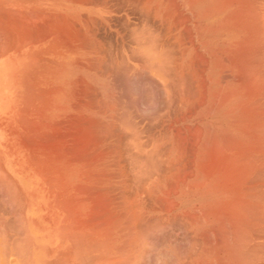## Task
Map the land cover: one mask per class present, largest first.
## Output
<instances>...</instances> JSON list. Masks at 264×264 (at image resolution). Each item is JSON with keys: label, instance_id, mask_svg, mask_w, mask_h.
<instances>
[{"label": "bare ground", "instance_id": "bare-ground-1", "mask_svg": "<svg viewBox=\"0 0 264 264\" xmlns=\"http://www.w3.org/2000/svg\"><path fill=\"white\" fill-rule=\"evenodd\" d=\"M179 1L181 2V0H0V88L5 93L4 99L0 102V115L3 108L9 106L11 113L16 110L15 105L20 98L16 100L18 92L15 90L25 88L26 116L33 117L36 110L34 104L38 103H34L35 94H38L35 93L37 91L35 87L56 84L69 72L84 74L85 80L89 79L90 84L92 80L102 81L103 74L107 79L114 75L118 76L121 71L130 79L129 83L136 75L143 77L145 83L159 89L164 102L161 103L164 104L162 110L159 109L160 111L146 122L148 123L146 131L141 130L139 126L141 123L117 127V122L122 121L119 117L122 103L118 106L104 102V105L99 106L97 91L92 89L90 93L91 100L97 102L92 103V106L89 104L92 107L89 114L92 118L101 116L102 120L92 122L93 130L98 138L101 131L108 151L106 165H103L107 168L108 202L102 199L107 197L106 193L101 194V196L105 194L101 201L105 205L108 203L106 214L107 211L115 213L114 218L109 215L116 221V224L111 226H116L115 229L119 231L117 237L120 240V247L117 248L120 258H117L118 261L115 259V264L117 262L143 264L148 250L152 245L155 247L154 244L159 243L158 236H161V233L167 237L161 236L166 238L163 247L167 254L163 252L164 249L161 251L163 247L158 249L160 253H164L163 256L167 255L165 257L167 260L163 259L160 262L158 259L160 256L156 258L158 261L153 260L154 257L146 258L157 264H264V0H182L181 3L185 4V9L187 8L189 13L184 19L181 14L177 15L171 11V8L175 11L182 8ZM114 19L122 22L119 23L120 28L113 24ZM195 73L201 74L199 76L202 78L201 81L194 80ZM123 79L119 83L122 86L125 81ZM81 80L82 83H86L82 78ZM100 86L107 88L105 83ZM183 87L187 91L184 89L183 91ZM200 88L203 92H200ZM58 89L48 88L44 93L48 97L46 104L42 103L44 119L45 117L49 119L51 114L61 108L59 106L57 109L51 105V97L58 93L56 92ZM125 89L127 93L131 91V88ZM153 93L155 95V92ZM147 94L146 97L150 99ZM141 95L140 97L144 96ZM111 98L112 96L108 95L102 100ZM127 100L125 101L128 103ZM70 105L73 106L71 103ZM158 106L160 108V105ZM76 107L75 109H78ZM18 111L22 113L20 109ZM81 111L83 112L82 109ZM197 118L200 120L198 125L200 128L193 125L192 130L199 134H196L195 139L193 135L184 137L186 132H191V128L184 125L188 122L193 123ZM56 122L54 121L55 124ZM66 128L65 130L69 132ZM57 129L55 127V130ZM182 130L185 132L183 137L180 136ZM85 132L83 131L84 134ZM145 132L156 133L158 136L155 140L151 139V148L139 145V139ZM36 134L38 135L37 132ZM42 134L43 132H40L39 136H43ZM60 134H57V137ZM82 138L83 141L80 143H84L85 136ZM123 138L137 141L135 147L130 143L132 149L124 150ZM87 140L90 141V138ZM80 143L78 142L79 147L82 145ZM51 144L53 146L55 143ZM84 144H87V141ZM127 145L129 146V143ZM78 148L77 153L83 147ZM87 153L83 152L82 155H88ZM35 156L31 158L35 159ZM33 159L32 162L40 163L41 159L35 161ZM92 159L89 156L91 161L87 163L89 166L98 160L96 157V160ZM57 181L60 184L61 180ZM2 203L4 204V201ZM101 211L99 214L103 215L104 211L102 214ZM14 219L17 220L16 217ZM101 219L104 221L95 219L99 220L97 224L100 227L102 226L100 223L104 224L107 221V218L106 221L105 218ZM109 221L106 223H110ZM78 226L79 229L82 228L79 224ZM91 231L87 234L81 231L80 235L75 232L76 237H72L76 239H71L72 242L75 241L74 248L78 246L81 249L82 245L84 247L82 244L84 240L81 237L92 236ZM94 235L97 237V233ZM156 235L158 239L154 241ZM22 236L19 239L21 243ZM100 236L103 237L102 234ZM88 240L90 241L89 238ZM93 240L96 238H92ZM112 240L107 238L108 242ZM25 242L23 247L26 246ZM99 242L102 246L111 244ZM86 243L89 247L95 244ZM19 246L22 248V245ZM78 249H74L75 252ZM25 250L28 249H22ZM22 251L19 250V253L22 254ZM108 251L106 255H102L104 257L109 255ZM65 254L67 256L68 252ZM72 254H69L70 257ZM94 256L99 258L98 255ZM27 258L31 259L29 256ZM73 258L77 259L75 256ZM63 260L67 263L68 258L64 257ZM113 262L107 263L114 264ZM144 263L146 264L145 261ZM148 263L150 264V261Z\"/></svg>", "mask_w": 264, "mask_h": 264}, {"label": "crops", "instance_id": "crops-1", "mask_svg": "<svg viewBox=\"0 0 264 264\" xmlns=\"http://www.w3.org/2000/svg\"><path fill=\"white\" fill-rule=\"evenodd\" d=\"M69 73L66 74V76H64V79L62 80L63 82L61 80H59L56 82V84H52L49 87L46 85L44 86L43 84L40 85L39 87L38 86L35 87V90H37V91H35V93H38V94H35L36 100L34 103H36V102H38V103L34 104L35 109H36L35 114L33 116L34 119L31 116H30V118H28L26 116L27 110H26L25 105H24L25 104L24 99H25V94L27 91L25 90V88H22L23 90L22 89L18 90V88H17V90H15V92H18L17 96H16V100L18 98H20L16 102V105H15L16 110L13 113H11L10 106H9L6 109L3 108L2 113H1L2 115H0V206H1L0 207V230H1L0 231V264H47V263L48 264H62L63 262H64V264H73V263L77 264L78 262H79V264H98V263L99 264H106L107 262L112 263L113 260L115 261V259L120 258V257H118L119 256V249L118 248L120 247V244H119L120 240L117 237L119 235V231H117V229H115L116 226H114V227L111 226L112 224H114V225L116 224V221L115 220L113 221V219H112V218H114L113 214L115 215V213L107 211V214H106V210H108V205H107L108 203L105 205L104 202L101 201L102 199L104 201L106 199H108V185H107L108 183H107V176H106L107 175V168H104V166L106 165V158H107V154H108L107 152L108 151H107V147L105 146L106 145L105 137H103V135H101V131L98 133L99 138L96 137V135L94 133L95 130H93L94 127H93V123H92L94 120L95 121L98 120L101 122L102 121L101 116H99L97 118L96 117L92 118L90 115L91 114V108H92L91 106L94 103H96V101L91 100L92 97H91L90 93L92 92V86H91L90 82H88L89 79L85 80L84 74L71 72L72 73V75H71V73L70 74ZM74 73H76V74H74ZM81 78L83 79V82L86 81V83H82ZM55 87H57V88H55ZM39 88L42 90L44 89V90L43 91L39 90ZM48 88H53V89L59 88L56 91L59 94L56 93V95H54L56 98L54 96L51 97L52 98L51 99V105H54V107L57 109L59 108V106H61V108L58 109L59 111L57 110V112L51 114V117H50L51 119L50 118L46 119V117L44 119L43 117L45 114H43L44 113L43 107L46 104V100L48 99V97L45 96L44 93ZM77 92H78V94H77ZM64 94H66V95H64ZM67 95L69 96L68 97L69 99L67 98ZM4 96H5L4 90H2V88H0V102H2L1 99L3 100ZM64 96H65V98H64ZM53 99H55V100L53 101ZM67 99H68V101H67ZM71 100H73V102H71ZM62 101H64V102H62ZM53 102H55V103L53 104ZM74 102H75V104H74ZM99 102H101V96L99 97ZM70 103L73 104V106L70 105ZM82 103H83V105H82ZM84 103H87V104H84ZM18 104H20V105L17 108ZM89 104L91 106H89ZM100 105L101 104H99V106ZM74 106L75 107L79 106V108L76 107L78 109H75ZM71 108H74V110H72ZM80 108L83 110V112L81 111ZM19 109L21 110L22 113H19V111H18ZM84 110H86L85 111L86 113L84 112ZM64 113H65V115H64ZM62 114L64 116H61ZM19 117H20L21 121H20ZM59 117H61V118H59ZM85 117L86 118L90 117V118L86 119ZM81 120H83V121H81ZM85 120L86 121L88 120V121L86 122ZM54 121H57L56 124L54 123ZM45 123H46V125L44 126ZM38 125L39 126L41 125L40 126L41 128H39ZM59 125L61 127H59ZM69 125L71 127H69ZM86 125H87V128H86ZM88 125L89 126L91 125V126L89 127ZM46 126L48 128H46ZM34 127H35V130H34ZM55 127H56V129H57V127H59L60 130L59 129L55 130ZM73 127H75V128H73ZM77 127L79 130H77ZM91 127H93V128H91ZM65 128L73 136H69L70 134H69V132H67L65 130ZM68 128H70L71 130H69ZM14 130H15V132H13ZM52 130H53V132H52ZM35 131L38 133V135L36 134ZM83 131L84 132L86 131L85 134L83 133ZM33 132H35V133H33ZM40 132L41 133L43 132V134H42L43 136H39ZM50 132H52V133H50ZM61 132L62 133L65 132V133L62 134ZM29 133L33 137L30 136ZM48 133H49V135H47ZM20 134H21V136H20ZM35 134H36V136H35ZM44 134H46V136ZM57 134L58 135L60 134V136L57 137L58 136ZM80 134L83 136H81ZM23 135L25 138L23 137ZM84 136H85L84 143H85V141H87V144H84L81 142L82 145H80V147L82 146L83 148L79 149L80 147L78 145V142L80 143V141H83L82 137H84ZM21 137H23V138H21ZM31 137H32V139H31ZM77 137H78V139H77ZM86 137H87V139L90 138V141L87 140ZM94 137H96V138H94ZM51 138H54V139H51ZM58 138H62V139H58ZM91 138L92 139L94 138V140H92ZM79 139H81V140H79ZM32 140H33V142H35L34 144H32L33 143ZM65 140H67V141H65ZM103 140H105V141H103ZM26 141H27V143H25ZM36 142H39V143L43 142L42 143L43 145L41 144L43 148L41 147V145L39 143H36ZM53 142L55 144L52 146L51 143H53ZM61 142H63V144H61ZM89 142H90V144H89ZM28 144H29V146H28ZM36 144H38V146ZM93 144H96V145H93ZM98 145L100 148L98 147ZM31 148L34 149V151H36V152H34ZM77 148L79 149L78 153H77ZM83 149H85V150H83ZM98 149H100V150H98ZM46 150H48V151H46ZM81 150L83 152H88L87 154L88 155L90 154L89 155L90 159L93 158L92 160H96V159H98V160H96L95 162H92L91 165L89 166L87 164V163L91 162L89 160V156L88 155H85V156L82 155L83 152H80ZM67 151H69V152H67ZM72 151H73V153H72ZM74 153H76V154H74ZM31 154H32V156L36 155L34 157L35 159L31 158L32 156L30 157ZM100 155L104 158L102 159V157H100ZM49 156H51V157H49ZM86 156L88 159L86 158ZM91 156H92V158H91ZM94 156L96 157V159ZM31 159H33V161H35L36 159L37 160L41 159L43 161L40 160V163H37L38 161L32 162ZM102 160H104V162ZM98 162L100 163V165ZM101 163H104V164H101ZM80 164L83 166H80ZM86 164H87V166L84 167V165H86ZM44 166H47V167H44ZM99 167L102 169H100ZM59 168H61V169H59ZM67 168H68V170H66ZM77 169H78V171H77ZM83 169L85 170V171H83L84 173L82 172ZM94 170H96V171H94ZM88 171H90V172H88ZM97 173H98V175H97ZM1 174L3 177L1 176ZM93 174H95V175L93 176ZM73 175H75V176H73ZM61 176H62V179H60ZM66 177H68L69 179ZM57 180H61L62 182L60 181V184H59V181H57ZM83 181H85V182H83ZM97 182H100V183L98 184ZM53 184H55V186ZM91 186L93 187V189H91L92 188ZM98 189H99V191H98ZM95 191L100 193V194L96 193ZM103 193H106L107 197H105V194H104L102 196L105 198H102L101 194H103ZM96 194H98V195L96 196ZM99 195H100V197H99ZM71 198H73V199H71ZM99 198H100V200H98ZM7 200L9 202H7ZM95 200H97L99 203ZM3 201H4V204L2 203ZM106 202H108V200H106ZM101 203H103L102 206L100 205ZM6 204H7V206H6ZM103 205H105V207ZM91 207H93L94 209ZM96 207H98V208L95 210ZM68 210H69V212H67ZM74 210H75V212H74ZM97 210H99V211H97ZM100 211H101V214L104 211V214H106V216L104 214L100 215L99 214ZM12 212L13 213L15 212L16 214L14 215ZM108 212H109V214H108ZM78 213H80L81 215H79ZM17 214H18V216H17ZM92 214H94L96 216L99 215V216H97V217L94 215L92 216ZM109 215L110 216L112 215L111 216L112 218ZM103 216H105V217H103ZM14 217H16L17 220H15ZM101 217L105 218V221L107 218L106 222H108V220H110L109 221L110 223L105 222L106 223V224L104 223L105 225L100 223L102 225L100 227V225L97 224V222H99V220H102ZM18 219H20V220L18 221ZM21 219H22V222H21ZM89 219L90 220L92 219V220L90 221ZM95 219H99V220H95ZM111 219H112V221H111ZM103 221L104 220H102L101 222H103ZM13 222L14 223L17 222V223L13 224ZM113 222H115V223H113ZM18 223L19 224L21 223L20 227H19ZM24 223H25V225H24ZM77 223L82 228L79 229V226ZM95 224H96V226H95ZM93 226H95V227L93 228ZM108 226H111V227H108ZM97 227L102 229V231L104 230L105 232H101V230L98 229ZM103 227H104V229H103ZM105 227H107L108 230ZM3 228H4V230H2ZM18 228H20V229H18ZM92 228H93V231H91ZM16 229H18V230H16ZM73 229H75L77 231H75ZM88 229H90V230H88ZM99 230L101 233L98 232ZM21 231H22V233H21ZM81 231L86 233V234L91 231L93 235L92 236L88 235V238L90 239V241H89L88 238L86 237V235L84 234L85 237L87 238V240H86V238L81 237V239L84 240V241L82 240L83 241L82 244H84V247L81 244L82 245L81 249L78 246H76L74 248V242L75 241L72 242L71 239L76 237L74 235L76 233L77 234L79 233V235H80ZM108 231H109V233H108ZM16 233H18V234H16ZM96 233H97V237H96V235H94ZM4 234H5V236H4ZM101 234L103 235V237L100 236ZM25 235H26V237H25ZM98 235L100 236V238H98L99 237ZM21 236L23 237L22 243L19 240ZM72 236H75V237H72ZM91 237L93 239L96 238V240L92 241ZM115 237H116V239H115ZM25 238H27V239H25ZM77 238L80 240L79 236H77ZM103 238L106 240H104ZM107 238H108V240H110V238L112 240V238H113L112 242L114 241V243H112L110 241L108 242ZM117 239H118V241H117ZM14 240H16V242ZM18 240L20 242H18ZM85 240H86V242H90L91 244L93 242H95V244H92V245L96 250L94 251V248L92 246H90L91 248H93V249H91L89 247V245L85 242ZM12 241H14L15 243ZM25 241H27V242H25ZM99 241H101V242L103 241V244H105L106 241H107L106 243H111V244H105L106 247L108 246L106 248L105 245L102 246L101 245L102 243H100ZM23 242H25L24 244L28 247H26V246L23 247ZM72 243H73V245H72ZM77 243H78V241L76 242V244ZM96 243H98L99 245H97ZM14 244H15V246L16 245H18V246H16V248H15ZM79 244H80V242H79ZM19 245H22V248ZM87 245H88V247H86ZM114 245H116V246H114ZM85 247L87 248V250ZM110 247H112V248H110ZM115 247L116 248L118 247L117 248L118 250ZM23 248L24 249L27 248L28 250L27 251L25 250L26 252L22 251ZM82 248L83 249L85 248L84 251ZM74 249H78V250H76V252H75ZM97 249H99V250H97ZM107 249H109V251ZM19 250L22 251L23 255L21 253H19ZM85 250H86V252H85ZM69 251L71 253H73L72 255L75 256L77 259L73 258L72 255L70 257L69 254H71V253ZM73 251L76 253V255ZM106 251L109 252L108 253L109 255L104 257V255L107 254ZM28 252H30V254ZM66 252H68L67 256L69 255L70 258L66 256V254H65ZM95 253H97V254H95ZM99 253L101 255L104 254V255H102V258H101V255ZM62 254H63V256H62ZM83 255H85L86 257L84 256L82 258ZM94 255H96V256L98 255L99 258L98 259H97V257L95 258ZM28 256L31 259H28V258L26 259V257H28ZM64 257L68 258L67 263H66V261L63 260ZM108 258H112V259H108ZM100 259H101V261H100ZM104 259H106L108 261H106ZM68 261H70V262H68ZM116 261H118V259ZM116 261L113 263L115 264ZM94 262H96V263H94ZM100 262H102V263H100ZM107 264H109V263H107ZM117 264H118V262H117Z\"/></svg>", "mask_w": 264, "mask_h": 264}, {"label": "rangeland", "instance_id": "rangeland-1", "mask_svg": "<svg viewBox=\"0 0 264 264\" xmlns=\"http://www.w3.org/2000/svg\"><path fill=\"white\" fill-rule=\"evenodd\" d=\"M180 2V1H179ZM181 2H182V0H181ZM180 2V4L182 5L180 8V10L179 11H175V9L174 8H171V11L172 12H176V14L177 15H180L181 14V17L184 19V17H186V16H188L189 15V13H188V10H187V8L185 9V4H182ZM172 7V6H171ZM183 7H184V9H185V11H183L184 9H183ZM184 13V14H183ZM186 13V14H185ZM115 20V21H114ZM113 20V24H115L118 28H120V24L122 23L120 20H117V19H114ZM123 20V19H122ZM118 24H117V23ZM120 23V24H119ZM122 28H123V25L121 26ZM200 68V67H199ZM198 70V72L201 70V68H200V70L199 69H197ZM122 72V71H121ZM119 72V74H118V76L117 75H114V76H112V77H109V78H107L108 80H109V82H108V80L106 79V76L104 77V75L105 74H103V77L101 78V80L102 81H100V82H97V81H95V80H92L91 81V86H92V89L93 90H96L97 92H96V94L98 95V97H97V100L99 99V97L101 96V102L99 103V104H101V106L102 105H104V102H109V104L111 103L112 105H118V106H120L121 105V103H122V105H121V110H119V117H120V120H122V121H119V122H117V127L119 126L120 128H123V126H129L130 124H132V125H135V123H137V124H140L139 126L141 127V130H144V131H146L147 129L146 128H148V123H146L148 120H149V118H153V116L154 115H156L160 110H162V105H164V104H161V103H164V102H162V98H161V95H160V91H159V89L157 90V88L154 86V85H151L150 86V84H148L147 82L145 83V80H144V78L143 77H139L138 75H136V78L135 79H131V80H135L134 82L133 81H131V83H129L130 82V79H128L127 78V76H126V74H125V76L123 75L124 74V72ZM197 72V71H196ZM197 72V73H198ZM197 73H195L196 74V76H195V78H194V80H196V81H198L197 79H199L200 81H201V77L199 78V76L201 75V74H197ZM120 76V77H119ZM137 76L139 77V78H137ZM121 77H123V78H121ZM111 78V79H110ZM115 78H117V80L115 79ZM106 79V80H105ZM121 79V80H120ZM122 79L123 80H125L124 82H123V85L125 86V88H128V90H130V88H131V91H129V93H127L126 92V90L127 89H125V88H123L124 86H122V84H119L120 82H122ZM114 80H116V81H114ZM136 80H137V82H136ZM118 81V82H117ZM140 81H141V83H140ZM107 82H108V84H107ZM115 82V83H114ZM126 82V83H125ZM133 82V83H132ZM93 83V84H92ZM95 83H96V86H94L95 85ZM104 83L107 85V88H102L101 86L99 87V85L101 84L102 86L104 85ZM135 83H137V84H135ZM144 85H143V84ZM119 84V85H118ZM126 84V85H125ZM129 84V85H128ZM148 84V85H147ZM110 85V86H109ZM116 85H118L117 87H118V89L120 88L121 89V91H119L118 89L116 90ZM141 85H142V87H141ZM116 88H115V87ZM138 88H137V87ZM114 87V88H113ZM145 87V88H144ZM151 87V88H150ZM112 88V89H111ZM143 88V89H142ZM124 89V90H123ZM154 89V90H153ZM185 90V91H187L184 87L182 88V90ZM108 90V91H107ZM153 90V91H152ZM183 90V91H184ZM125 91V92H124ZM106 92V93H105ZM111 92V93H110ZM121 92V93H120ZM123 92L125 93V94H123ZM132 92V93H131ZM146 92V93H145ZM147 92H148V94H147ZM153 92H155V95H153L154 93ZM200 92H203V91H201V88H200ZM105 93V94H104ZM107 93H109V94H107ZM153 93V94H152ZM112 94V95H111ZM115 94V95H114ZM129 95V99H128V95ZM132 94H134V95H132ZM141 94H143V95H141ZM146 94H147V96L149 95V98L151 99V98H153V99H148V97H146ZM202 94V93H201ZM112 96V98L111 99H108V100H106V101H104V100H102V99H104L105 98V96ZM122 95V96H121ZM126 95V96H125ZM140 95L141 96H143V97H140ZM118 96V97H117ZM153 96V97H152ZM114 98H116V99H114ZM121 98V99H120ZM131 98H132V100H131ZM143 98H145V100L143 99ZM128 99V100H127ZM133 99L134 100H137L138 101V103H137V101H133ZM147 99H148V101H147ZM97 100H96V102H97ZM125 100H127L128 101V103L125 101ZM154 100V101H153ZM99 101V100H98ZM115 101V102H114ZM140 101V102H139ZM148 103H151V104H148ZM150 101V102H149ZM135 102V103H134ZM146 102V103H145ZM120 103V104H119ZM132 103V104H131ZM134 103V104H133ZM96 104V103H95ZM136 104V105H135ZM141 104V105H140ZM154 105H156L157 107H155ZM158 105H160V108H159V106ZM132 107V108H131ZM137 107H138V109H137ZM131 108V109H130ZM127 111V113H128V115L126 116V111ZM128 109H130V110H128ZM134 109H135V111H134ZM158 109V110H157ZM160 109V110H159ZM142 110V111H141ZM108 111V110H107ZM124 111V112H123ZM151 111H152V113H151ZM156 113H155V112ZM109 112V111H108ZM126 113V114H125ZM138 113V114H137ZM150 113H151V115H150ZM109 115H110V113H108V117H109ZM122 115V116H121ZM133 118V119H132ZM129 119V120H128ZM132 119V121H130ZM197 120V121H196ZM128 121V122H127ZM200 120H199V118H197V119H195L194 121H193V123H190L189 124V122L187 123V124H185L184 126L185 127H190L191 128V132L190 133H188V132H186V134H184L185 132H184V130H182V132H181V134H180V136H182L183 134V136L185 137V136H187V138L190 136V135H193V136H195V137H193L194 139L196 138V134H199V133H197V131H195V132H193V130L192 129H194V127H196L197 128V126L199 125V122ZM134 122V123H133ZM144 122V123H143ZM124 124H127V125H124ZM147 124V125H146ZM122 125V126H121ZM193 125H194V127H193ZM157 126V125H156ZM199 127V126H198ZM184 128V127H183ZM182 128V129H183ZM195 128V129H196ZM200 128V127H199ZM140 129V128H139ZM187 133H188V135H187ZM147 136H146V135ZM150 135V136H149ZM182 136V137H183ZM199 135H197V137H198ZM124 137V136H123ZM153 137V138H152ZM156 137H158L157 135H156V133L155 134H150V133H147V132H145L143 135H142V137L139 139V145H141L143 148H145V147H147V148H149L150 147V143H151V141L154 139H156ZM126 138H123V146L125 147H122L124 150H131L132 149V146H130V143L131 144H133V147H135L134 146V144L136 145V143H137V141H131V140H125ZM152 139V140H151ZM146 140V141H145ZM146 142V144H143L142 142ZM127 142V143H126ZM147 142H149V144L147 143ZM129 143V146L127 145ZM141 143V144H140ZM126 145V146H125ZM146 145V146H145ZM127 146H128V148H127ZM151 148V147H150ZM153 148V147H152ZM126 159V158H125ZM109 186V185H108ZM162 235L161 236H163V234L164 233H161ZM165 235V234H164ZM158 235H156L153 239H155L156 237H157ZM160 235L158 236V238H160L159 239V243H157V244H154L155 242L154 241H157V239L158 238H156L153 242H152V244H154L155 245V247H153V245H152V248L151 249H149L148 250V253H149V255H148V253H146L147 255H145V257L146 258H153L154 257V259L153 260H155V261H158V259L159 260H161L160 262H162L163 261V259H164V261L165 260H167V258L165 259V257L167 256V255H164L163 256V254L162 253H160L161 251H163V249H164V251L163 252H165V254H167L166 253V251H165V248L163 247L164 245H165V243H163V242H165V239L167 238L166 236H163V237H166L165 239L163 238V237H161ZM171 236V235H170ZM163 238V239H162ZM161 240V241H160ZM163 240V241H162ZM161 242V243H160ZM163 243V244H162ZM157 246V247H156ZM158 247H159V249L161 248V247H163V248H161L162 250L160 251L159 249H158ZM154 248V249H153ZM150 251V252H149ZM160 251V252H159ZM159 254H162V256L161 255H159ZM161 257V258H158V257ZM144 257V258H145ZM145 258V259H146ZM151 258V259H152ZM156 258H158V259H156ZM143 259V264H145L144 263V261L146 262V264H149L148 262L150 261V264H154V262L155 261H153V260H151V259ZM148 261V262H147ZM152 261H153V263H152ZM159 262V263H160ZM155 264H157V262H155ZM161 264V263H160ZM163 264V263H162Z\"/></svg>", "mask_w": 264, "mask_h": 264}]
</instances>
